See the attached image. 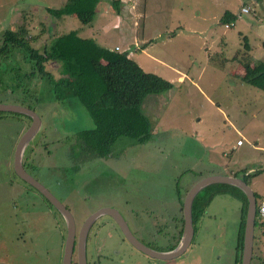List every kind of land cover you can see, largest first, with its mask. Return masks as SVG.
I'll return each instance as SVG.
<instances>
[{
    "label": "rangeland",
    "instance_id": "374dc122",
    "mask_svg": "<svg viewBox=\"0 0 264 264\" xmlns=\"http://www.w3.org/2000/svg\"><path fill=\"white\" fill-rule=\"evenodd\" d=\"M111 1L101 0L94 22L83 25L75 16L47 13L67 0H0V31L26 23L25 29L39 36L33 45L41 51L50 37L76 31L102 47L129 52L146 72L172 82V90L150 95L143 104L152 127L148 143L121 138L106 157L88 150L79 134L95 128L93 119L77 99L60 102L55 94L53 83L67 78L61 64H47L50 84L29 76L32 65L21 51L0 57V105L23 106L40 117L23 162L71 211L78 227L93 213L112 208L140 240L169 251L178 244L182 225L179 195L201 175L224 171L248 177L258 204L264 198V91L238 77L244 74L245 38L251 57L264 62V0H121L119 16ZM246 5L248 14L242 13ZM22 9L19 18H10ZM228 11L237 17L231 26L220 21ZM45 27L50 31L43 34ZM30 125L24 115L0 113V264H52L39 258L41 252L52 248L57 256L67 235L61 214L12 167ZM241 207L229 194L215 197L195 225L185 256L168 264H235ZM102 222L93 230L103 224L96 241L103 248L89 253L91 264H167L135 249L113 220ZM254 247L253 264H263L260 226Z\"/></svg>",
    "mask_w": 264,
    "mask_h": 264
},
{
    "label": "trees",
    "instance_id": "16d2710c",
    "mask_svg": "<svg viewBox=\"0 0 264 264\" xmlns=\"http://www.w3.org/2000/svg\"><path fill=\"white\" fill-rule=\"evenodd\" d=\"M100 2L101 0H67L62 8L47 9V11L50 15L60 18L75 16L81 24L90 25L95 20L96 9ZM110 3L117 15H121L122 1L113 0ZM236 20V15L228 11L221 19V23L231 25ZM27 26L26 23H22L16 30L5 33L0 57L6 58L5 56L11 51L25 53L32 65L29 76L47 80L50 84L53 77L47 70V64L53 62L61 64L63 75L67 78L53 83L55 94L60 102L66 101L69 97L77 99L93 119L95 128L79 134V138L83 140L88 150L106 157L111 154L112 148L121 138L132 139L141 145L151 140V122L143 112V104L150 95H160L172 90L174 87L172 82L154 73L146 72L129 57V52H118L102 47L95 39L82 37L76 31L50 37L41 51L33 45L39 36H32L31 32L25 29ZM47 27L41 33L50 31ZM245 41V53L241 58L244 74L238 77L249 86L264 91V62L251 57L249 42L246 38ZM150 44L151 42L141 49L147 48ZM239 53L240 51L234 60L239 59ZM213 60L211 58V61ZM226 62L227 60H224L222 65ZM26 118L30 119L28 116ZM238 175L234 176L239 177ZM243 180L248 182V177H244ZM225 194L233 196L242 204L235 261V264H241L249 205L243 191L230 185H212L202 190L193 203L194 227L203 218L213 199ZM255 196L258 200L256 193ZM44 199L52 210L57 211L45 197ZM181 223L177 232L178 239L182 237L184 218ZM257 225L264 228V220L257 219L256 227ZM45 227L46 225L44 229ZM176 246L170 250L175 249Z\"/></svg>",
    "mask_w": 264,
    "mask_h": 264
},
{
    "label": "water",
    "instance_id": "95a60500",
    "mask_svg": "<svg viewBox=\"0 0 264 264\" xmlns=\"http://www.w3.org/2000/svg\"><path fill=\"white\" fill-rule=\"evenodd\" d=\"M0 113L20 114L28 116L32 119L31 125L22 135L15 148L13 162L15 172L22 180H24L35 190L40 192L63 217L67 232L64 245L63 264H73V257L75 254L77 241V223L75 216L55 195H53L48 190L47 187H45L36 178L29 174L25 170V167L23 165L25 151L29 144L36 137L38 130L42 125V121L34 110L23 106L1 104ZM212 185H230L237 187L238 189L243 191L248 198L249 205L245 224L244 246L243 252L241 254V264H251L254 257L255 230L257 224V198L255 196V192L251 189L249 184L245 180H243V178L224 175L207 176L199 180L187 192L183 207L185 222L184 230L182 239L175 249L162 252L149 248L133 235L123 217L115 209L105 208L90 215L84 221L81 227L79 235V264H88L86 249L87 236L94 223L103 216H109L112 219L116 220L128 242L135 249H137L139 252H142L146 256L154 260L162 261H171L182 257L191 247L195 236V228L192 215L194 200L202 190Z\"/></svg>",
    "mask_w": 264,
    "mask_h": 264
},
{
    "label": "flooded vegetation",
    "instance_id": "af4514ba",
    "mask_svg": "<svg viewBox=\"0 0 264 264\" xmlns=\"http://www.w3.org/2000/svg\"><path fill=\"white\" fill-rule=\"evenodd\" d=\"M31 119V118H30ZM31 123H32V119H31ZM23 165H24V167H25V170L29 173V174H31L29 171H28V169H30V168H28V165L27 164H25L24 162H23ZM13 169H14V172H15V168H14V163H13ZM16 173V172H15ZM17 175V174H16ZM32 175V174H31ZM18 176V175H17ZM19 177V176H18ZM20 178V177H19ZM21 179V178H20ZM22 180V179H21ZM22 181H24V180H22ZM25 182V181H24ZM26 183V182H25ZM27 185H29L28 183H26ZM30 186V185H29ZM30 187H32V186H30ZM33 188V187H32ZM40 193V192H39ZM41 194V193H40ZM42 195V194H41ZM43 196V195H42ZM44 197V196H43ZM183 205H184V202H183ZM122 217H123V219L125 220V222L127 223V226H128V228H129V230H131V228H130V226H129V223H128V221L124 218V216L121 214V212L119 211V210H116ZM182 211H183V209H182ZM183 214V218H184V213H182ZM76 219V218H75ZM104 219H109V220H113L114 221V223H115V225L117 226V228L121 231V233L123 234V232H122V230H121V228H120V226L118 225V223L116 222V220H114V219H112L111 217H101L100 219H98L99 221L101 220V222H102V220H104ZM96 221L95 223H94V225L92 226V228L90 229V231H89V234H88V236H87V242H86V249H87V261H88V264H91V263H89L90 261H89V253H95L96 251L97 252H101L102 251V248H103V244L102 245H97V243H96V241H97V231L98 232H100L99 230H101V228H102V225L104 224V222H102L103 224L102 225H100V226H98V230H93V228H94V226L96 225V223L97 222H99V221ZM76 223H77V221H76ZM106 224V223H105ZM184 225H185V222H184V224H183V230H184ZM81 227H82V224L78 227L77 226V241H76V250H75V254H74V257H73V264H79V235H80V230H81ZM180 227H181V225H180ZM257 227H258V225H257ZM257 227H256V230H255V236H256V231H257ZM97 229V228H96ZM179 231V230H178ZM94 232V233H93ZM96 232V233H95ZM131 232L133 233V235L140 241V242H142L143 244H145L146 246H148L149 248H151V249H153V250H157V251H159L158 250V247H156V248H154L152 245L153 244H147V243H145L143 240H140L135 234H134V232L131 230ZM67 233V232H66ZM94 234V235H93ZM183 234V233H182ZM123 239L124 240H126V241H128L127 239H126V237H125V235L123 234ZM182 239V237L178 240V243L180 242V240ZM255 248V247H254ZM96 252V253H97ZM95 253V254H96ZM101 255V254H100ZM100 255H96V256H100ZM94 256V255H93ZM93 256H92V260L94 259L93 258ZM185 255H183L182 257H179L178 259H175L174 260V262H176V261H179L180 259H182L183 257H184ZM148 257V256H147ZM148 258H150V257H148ZM152 259V258H151ZM164 263H167V261L166 262H164ZM168 264V263H167ZM251 264H253V260H252V263Z\"/></svg>",
    "mask_w": 264,
    "mask_h": 264
},
{
    "label": "crops",
    "instance_id": "0c3cea01",
    "mask_svg": "<svg viewBox=\"0 0 264 264\" xmlns=\"http://www.w3.org/2000/svg\"><path fill=\"white\" fill-rule=\"evenodd\" d=\"M248 5H246V7H247ZM35 7V6H34ZM33 7H31L30 9H32ZM33 10L35 11V12H37L38 10H40V8L39 9H37V8H33ZM24 10L22 9V10H20V11H18V14H16V15H14V14H11V16H10V18H14V17H16V18H19L20 16H21V13L23 12ZM46 11H47V9H46ZM39 12V11H38ZM47 13H48V11H47ZM49 14V13H48ZM4 16H1V18H3ZM222 19V18H221ZM3 20H4V18H3ZM2 20V21H3ZM221 21V20H220ZM3 23V22H2ZM234 24V23H233ZM231 26V25H230ZM14 30H16L15 28H14ZM10 31V30H9ZM5 33H6V28H5V30L4 29H2L1 31H0V37L1 38H4V35H5ZM31 35H36V34H31ZM43 37V36H42ZM2 44H0V48H2ZM116 48H118V47H116ZM115 48V49H116ZM113 49V48H112ZM210 59V58H209ZM179 81H183V78H180L179 79ZM237 144H238V146H243V144H241L240 143V141H238L237 142ZM13 162H14V160H13ZM213 176V175H224V176H234V175H227V174H225L224 173V171H217V172H212V173H210L209 175L207 174L206 176ZM204 176L203 175H201L200 176V178L198 179V180H196V181H194L193 183H192V185L189 187V188H191V187H193L199 180H201L202 178H203ZM189 191V190H188ZM187 190H186V192H185V194L184 195H180L179 196V199H181L180 201H182V209H183V207H184V205H183V202H184V200H185V196H186V194H187V192H188ZM182 197V198H181ZM66 226V225H65ZM42 231V230H41ZM40 234H41V232H40ZM64 239V244H63V246H62V248L61 247H58L57 246V250H61L60 251V253L57 255V256H55V257H52V255H51V252H52V248L51 249H49V248H47L45 251L43 250L42 252H41V255L39 256V258H42V260L43 259H45V258H49V260H50V262L52 263V264H63V256H64V245H65V241H66V236L63 238ZM254 246H255V244H254ZM170 251V250H169ZM162 252H166V251H162ZM25 253V252H24ZM254 255H255V252H254ZM89 261H90V258H89ZM3 264H6V263H4V262H2ZM43 263H44V261H43ZM90 263V262H89ZM168 263V262H167ZM21 264H30V262H28V263H21Z\"/></svg>",
    "mask_w": 264,
    "mask_h": 264
},
{
    "label": "built area",
    "instance_id": "2783aa9c",
    "mask_svg": "<svg viewBox=\"0 0 264 264\" xmlns=\"http://www.w3.org/2000/svg\"><path fill=\"white\" fill-rule=\"evenodd\" d=\"M251 10L249 7H243L242 8V13L248 14L250 13ZM230 26H227V28ZM119 48H116L115 51H119ZM241 143V142H240ZM257 214H258V218L259 220H264V198L260 201V203L258 204V208H257Z\"/></svg>",
    "mask_w": 264,
    "mask_h": 264
},
{
    "label": "clouds",
    "instance_id": "9594fccd",
    "mask_svg": "<svg viewBox=\"0 0 264 264\" xmlns=\"http://www.w3.org/2000/svg\"><path fill=\"white\" fill-rule=\"evenodd\" d=\"M231 25H233V24H231Z\"/></svg>",
    "mask_w": 264,
    "mask_h": 264
}]
</instances>
